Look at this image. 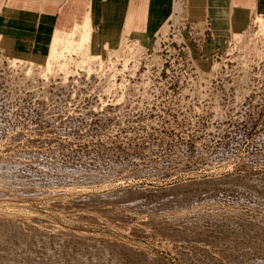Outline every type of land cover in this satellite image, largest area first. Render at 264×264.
I'll use <instances>...</instances> for the list:
<instances>
[{
    "label": "rangeland",
    "instance_id": "374dc122",
    "mask_svg": "<svg viewBox=\"0 0 264 264\" xmlns=\"http://www.w3.org/2000/svg\"><path fill=\"white\" fill-rule=\"evenodd\" d=\"M258 18L244 34L204 26L199 64L218 74H174L141 102L117 77L146 64L167 23L127 60L104 44L105 70L75 44L91 23L50 72L0 36V264H264Z\"/></svg>",
    "mask_w": 264,
    "mask_h": 264
},
{
    "label": "crops",
    "instance_id": "0c3cea01",
    "mask_svg": "<svg viewBox=\"0 0 264 264\" xmlns=\"http://www.w3.org/2000/svg\"><path fill=\"white\" fill-rule=\"evenodd\" d=\"M172 15L198 30L208 24L217 36L244 34L250 19L252 25L264 15V0H4L0 36L12 54L40 62L53 40L76 38L87 23L91 49L98 52L106 43L116 47L124 35L146 39Z\"/></svg>",
    "mask_w": 264,
    "mask_h": 264
},
{
    "label": "built area",
    "instance_id": "2783aa9c",
    "mask_svg": "<svg viewBox=\"0 0 264 264\" xmlns=\"http://www.w3.org/2000/svg\"><path fill=\"white\" fill-rule=\"evenodd\" d=\"M167 22V33L158 35L157 49L147 51L146 64L142 61L144 70L140 71L141 64L133 77L128 74L129 77L123 79L128 85L118 89V93L130 94L131 102L146 101V91L151 87L162 84L173 85L174 74H180L184 78L188 71L197 74L207 72L209 75H216L219 72L218 63H209L206 70L201 69L199 62L204 58L203 37L195 26L185 23L173 24L169 20ZM153 54L158 61L153 59ZM214 64L216 68L212 69ZM142 74L144 75L141 77ZM118 78L117 81H121Z\"/></svg>",
    "mask_w": 264,
    "mask_h": 264
},
{
    "label": "bare ground",
    "instance_id": "6f19581e",
    "mask_svg": "<svg viewBox=\"0 0 264 264\" xmlns=\"http://www.w3.org/2000/svg\"><path fill=\"white\" fill-rule=\"evenodd\" d=\"M258 20H259V26L260 27H263L262 29H264V18H258ZM172 22H173V24H176V23H184V22H181V21H179V19H178V17L176 18V17H174L173 18V20H171ZM168 24V23H167ZM186 25H190V24H187V23H185ZM167 30H168V26H167V29H166V32H164V34L162 33V35H165L166 33H167ZM157 34H153V35H151L152 37H151V40L152 41H155L156 40V38H155V36H156ZM158 37V36H157ZM130 39L131 38H129V37H127V35H124L122 38H121V41H119L118 42V44H117V47H114V48H111V47H109V45H108V47L106 48L107 50H109V49H111V53H110V55H112V54H115L116 56H118V57H121V56H123V54H126V57H125V59L127 60L128 58L127 57H129V56H131V55H133V53H134V48L133 47H135V46H137V45H142L141 47H144V45H145V43H146V39H142V38H134V39H131V40H133V41H135V43H131L130 44ZM259 39H260V41H262V43L264 44V31H260V36H259ZM67 40H69V39H57V40H54V43H52L51 44V47H50V50H49V53L45 56V58L42 60V64H44L45 66H46V71L47 72H50L51 71V69L53 68V65H60L61 67H66V64H63V65H61V63H60V58H61V55H63V53L62 54H60L59 55V48H60V45L61 44H64L65 42H67ZM76 45H78V49H79V53H80V51L82 50V48L84 47H91V41L89 40V39H87V38H84L83 40H81V41H79V42H76L75 43ZM254 48V47H253ZM253 48L252 47H245V48H241V49H239L240 50V52L242 51V52H244L245 54L247 53V54H249V53H251L253 56H255L256 58H258L259 59V57H257L256 55H254L255 53H253L254 51H252L253 50ZM66 49H68V48H66ZM110 51V50H109ZM67 52V51H66ZM263 52H264V50L263 51H260V52H257V54L259 55H264L263 54ZM101 52H93V50L92 49H90L89 51H88V53H87V56L89 57V59L90 60H92V61H96V60H99V59H102V64H101V66L99 65V68H100V70H105L106 69V63H105V58H103V56L100 54ZM109 53V52H108ZM147 54V50H146V52H145V54H144V56ZM109 55V54H108ZM64 56V55H63ZM80 57V56H79ZM109 57V56H108ZM152 57H153V59L155 60V61H158V58L153 54L152 55ZM82 59V58H81ZM73 59H71V61H72ZM91 63L90 62H83V63H80L79 65H82V66H84V65H86V66H88V65H90ZM112 64H114V63H112ZM111 64V65H112ZM68 65H69V63H68ZM141 64H139V66H140ZM122 66L123 65H117V67L118 68H122ZM139 66L136 68V69H134V66H131V68L129 69V70H124L123 71V73H121V74H118V77L120 76L121 77V81H118V86H119V84H121L122 83V81H123V76H124V74H125V72H127V73H129V75L130 76H134L135 75V72L137 71V69H139ZM67 68H68V66H67ZM89 69H91V66H89ZM144 74H142V75H140L141 77L143 76ZM117 77V78H118ZM103 79V78H102ZM101 83H102V81H101V79H100V84L99 85H101ZM100 88H101V90L103 91V92H105L106 93V91H105V89L103 88V87H101L100 86ZM119 88H120V86H119ZM118 88V89H119ZM118 89H114V91L115 92H118ZM109 94V93H108ZM110 94H113V93H110Z\"/></svg>",
    "mask_w": 264,
    "mask_h": 264
}]
</instances>
